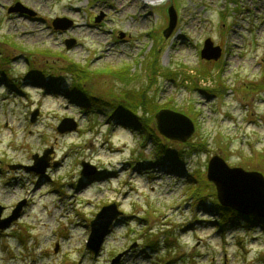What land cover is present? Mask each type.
Listing matches in <instances>:
<instances>
[{
	"label": "rangeland",
	"instance_id": "1",
	"mask_svg": "<svg viewBox=\"0 0 264 264\" xmlns=\"http://www.w3.org/2000/svg\"><path fill=\"white\" fill-rule=\"evenodd\" d=\"M16 3L34 16L9 13ZM170 6L178 22L165 39ZM57 18L73 25L55 30ZM153 31L162 41L148 36ZM208 38L222 48L216 63L223 67L217 73L208 64L214 72L199 79V85L213 86L222 76L231 88L223 99H203L184 80L186 75L199 77L197 68L215 62L200 56ZM69 40L74 41L71 49ZM150 49L161 52L159 77H179V85L169 80L174 77L159 79L157 102L174 99L173 105L194 121L193 137L209 143L210 153L195 156L188 169L199 167L206 175L209 160L219 155L230 167L264 175V90H249L251 83L264 84V0H0L2 217L27 202L20 219L0 230V264H112L134 245L116 264H264V230H246L241 222L221 231L208 209L193 210L183 178L152 165L150 143L143 147L131 130L109 123L100 113H85L66 98L71 77L58 67L70 62L86 67L91 72L87 87L98 94L139 90L148 82ZM125 66L132 67L131 81L91 75ZM43 70L55 73L53 83L32 80ZM189 105L197 110L196 117L186 114ZM36 110L37 119L31 122ZM65 118L75 120L76 131L58 132ZM50 149L45 174L10 170L32 165L34 154ZM82 162L95 166L97 173L83 177ZM111 203L124 215L95 255L87 249L90 223ZM154 239L160 240L159 249L146 246ZM166 240H176V246L165 247Z\"/></svg>",
	"mask_w": 264,
	"mask_h": 264
},
{
	"label": "trees",
	"instance_id": "2",
	"mask_svg": "<svg viewBox=\"0 0 264 264\" xmlns=\"http://www.w3.org/2000/svg\"><path fill=\"white\" fill-rule=\"evenodd\" d=\"M148 36L152 40L162 41L158 39L157 32L153 31L148 33ZM160 51L156 49H150L148 52V63L146 72L148 73V82L145 87L136 89H114L116 91H109L103 94H98L87 87V82L91 81L90 71L81 64L70 62L66 66L58 67L64 74L71 77V85L65 89L66 98L73 103L78 104L85 113L92 114L100 113L105 115L109 121L114 125H118L123 129H128L134 132V134L141 137L143 147L149 143L153 147L154 151V165H160L162 167H168L170 171L177 173V178H183L186 186V194L193 210L208 209L209 213L214 215V221L212 223L220 226L221 231H225L228 225H238L239 223L245 224L246 230L261 228L264 230V220L257 216H243L236 211L222 207L217 198L215 187L209 183L205 172L199 167H193L188 169V163L195 157H200L201 154L210 153L209 143L206 139L199 138L198 136L191 138L186 143H176L166 140L160 136L155 125V114L161 109H172L185 114V111L179 110L174 106V99L169 98L165 104L161 105L155 98V88L159 82V79L174 77L169 80L177 84L178 73H161L159 77L160 64L158 63ZM7 59L6 61H8ZM4 62L5 59H2ZM30 60L28 61V63ZM208 64L215 65L214 71L219 73L222 70L223 64L216 62H207L203 67L196 69V74L199 77H193L186 75L184 80H190L193 87L192 92H197L203 99H223L229 94L230 86L226 84L222 76L215 79L214 85L210 87H201L199 85V79H205L211 76L212 70L208 68ZM53 69V68H51ZM131 66H125L123 68H112L108 70H98L92 72L95 78L109 77L112 80L127 82L131 81L133 74L131 73ZM1 73V72H0ZM54 74L50 76L46 73V70L41 71L40 77L32 78V80L41 82L45 79L47 82L54 80ZM214 79V78H213ZM249 90L260 91L264 90V84L251 83ZM50 86V83L47 84ZM195 107L189 105L186 110V114H193L194 117L198 115ZM192 116V115H191ZM193 117V118H194ZM154 172H145L147 176H152ZM97 176V175H96ZM176 241V240H175ZM166 240L165 247H175V242ZM160 240H150L146 243L149 249H159Z\"/></svg>",
	"mask_w": 264,
	"mask_h": 264
},
{
	"label": "water",
	"instance_id": "3",
	"mask_svg": "<svg viewBox=\"0 0 264 264\" xmlns=\"http://www.w3.org/2000/svg\"><path fill=\"white\" fill-rule=\"evenodd\" d=\"M9 13H21L29 16L34 14L28 8L20 3H16L9 8ZM168 27L163 31V36L168 39L174 32L178 14L174 6L168 10ZM102 16L95 22H100ZM55 30H68L73 22L66 18H57L53 21ZM124 37V36H123ZM122 37V38H123ZM67 48L71 49L74 45L73 40L66 42ZM222 55V48L214 45V42L208 38L204 42L203 49L200 52L202 60L217 62ZM39 110L32 113L31 122H35ZM155 125L158 133L165 139L176 142L186 143L189 141L196 130L194 121L187 115L171 109H161L155 114ZM77 123L72 118L63 119L57 130L60 134L76 131ZM52 150H46L43 155L34 154L33 164L30 166L13 165L10 170L23 169L35 174H45L50 167L49 154ZM207 180L215 187L216 198L219 204L224 208H229L243 216H257L264 220V175L259 172H248L240 167H230L227 162L219 155L213 156L207 165ZM97 173V168L89 162H82L81 175L83 177L93 176ZM25 200L19 202L13 209L11 215L3 218L4 207L0 205V230L8 229L13 222L20 219L23 210L26 207ZM124 215L116 203L103 206L91 221V233L87 243V249L97 255L104 243L105 238L110 234L111 229L117 224V220ZM136 245L119 254L113 259L112 264L118 263L124 255H127ZM57 251V249H56Z\"/></svg>",
	"mask_w": 264,
	"mask_h": 264
},
{
	"label": "bare ground",
	"instance_id": "4",
	"mask_svg": "<svg viewBox=\"0 0 264 264\" xmlns=\"http://www.w3.org/2000/svg\"><path fill=\"white\" fill-rule=\"evenodd\" d=\"M162 0H145V2L147 3V4H152V2H161ZM164 1H166V0H164ZM81 29V26L79 27V29L78 30H80Z\"/></svg>",
	"mask_w": 264,
	"mask_h": 264
},
{
	"label": "built area",
	"instance_id": "5",
	"mask_svg": "<svg viewBox=\"0 0 264 264\" xmlns=\"http://www.w3.org/2000/svg\"><path fill=\"white\" fill-rule=\"evenodd\" d=\"M162 1H164V0H162ZM162 1H161V2H162Z\"/></svg>",
	"mask_w": 264,
	"mask_h": 264
}]
</instances>
